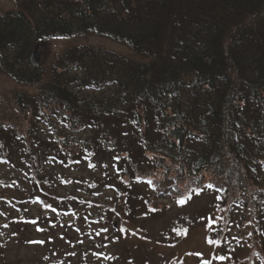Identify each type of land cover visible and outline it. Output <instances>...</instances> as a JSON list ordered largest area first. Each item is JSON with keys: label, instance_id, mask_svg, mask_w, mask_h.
<instances>
[{"label": "trees", "instance_id": "trees-1", "mask_svg": "<svg viewBox=\"0 0 264 264\" xmlns=\"http://www.w3.org/2000/svg\"><path fill=\"white\" fill-rule=\"evenodd\" d=\"M16 3L0 11V70L23 89L5 91L19 123L0 117V163L25 161L31 185L22 201L49 209L61 200L73 213L71 200L47 191L58 177L41 176L51 158L110 162L113 170L82 192L94 196L111 183L130 214L156 212L170 188L188 197L213 189L217 209L239 189L234 202L244 204L250 183L264 208V0ZM88 34L131 55L69 41ZM52 39L66 41L63 50L48 68L35 64L31 56ZM55 121L67 135H40L41 124ZM100 207L114 222L113 210Z\"/></svg>", "mask_w": 264, "mask_h": 264}, {"label": "rangeland", "instance_id": "rangeland-1", "mask_svg": "<svg viewBox=\"0 0 264 264\" xmlns=\"http://www.w3.org/2000/svg\"><path fill=\"white\" fill-rule=\"evenodd\" d=\"M16 2L0 0V11L15 8ZM69 41L103 44L131 55L125 44L91 34L74 35ZM65 42L52 39L31 58L35 64L48 68ZM21 87L5 79L0 70V96L6 100L0 98V117L4 115L16 124L19 116L9 112L5 91H21ZM108 91L105 89L104 93ZM90 93L78 90L79 96ZM39 133L54 138L67 135L59 121L41 124ZM12 161L0 163V251L5 264H264V208L262 203L258 206L254 202L260 196L251 188L253 183L247 194L250 197L243 198L246 208L242 201L234 202L243 196L237 188L218 209L215 204L220 198L213 189L196 195L193 192L188 197L170 188L167 196L155 200L159 210L133 215L117 199L119 193L111 183L96 187L98 193L91 198L82 192L89 179L113 170L110 162L104 167L98 162L90 165L87 160L61 164L46 158L42 178L58 176L47 191L71 200L70 214L65 212V201L53 200L49 209L40 203L22 201L31 182L25 161ZM259 181L264 182V172ZM81 194L85 200L72 199ZM182 196L185 200L181 204L178 197ZM90 199L98 206L88 202ZM100 206L113 210L114 222L108 217L110 211L104 214V207Z\"/></svg>", "mask_w": 264, "mask_h": 264}, {"label": "snow or ice", "instance_id": "snow-or-ice-1", "mask_svg": "<svg viewBox=\"0 0 264 264\" xmlns=\"http://www.w3.org/2000/svg\"><path fill=\"white\" fill-rule=\"evenodd\" d=\"M209 186H211V185H209ZM179 203L182 204V203H184V201L183 200H180ZM32 223H35V221H32ZM5 227H7V225H5ZM38 230H40V229H38ZM220 259H224V258L223 257H220Z\"/></svg>", "mask_w": 264, "mask_h": 264}]
</instances>
